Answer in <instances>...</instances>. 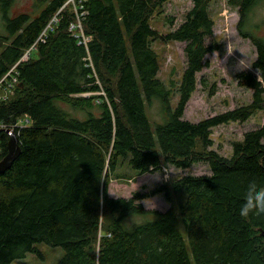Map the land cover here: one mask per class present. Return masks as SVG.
I'll return each mask as SVG.
<instances>
[{"label":"trees","instance_id":"1","mask_svg":"<svg viewBox=\"0 0 264 264\" xmlns=\"http://www.w3.org/2000/svg\"><path fill=\"white\" fill-rule=\"evenodd\" d=\"M67 1L38 0L33 13L12 15L14 0H0L6 28L0 34V77L60 11L55 29L33 49L36 56L19 65L14 93L0 100V160L11 140L3 129L14 130L21 150L0 174V264L28 253L44 257L40 243L63 248L55 264H264V218L237 212L241 183L253 176L264 183V126L234 142L231 157L211 149L214 127L245 122L264 109V33L257 35L258 24L251 26L264 0H229L239 8L240 35L257 50L253 67L260 75L249 69L236 74L238 85L252 89L251 103L198 122L184 113L206 56L220 49L208 42L215 26L212 0H193L185 20L165 34L150 20L167 0H76L91 37L87 44L79 42L80 31L70 29L77 17ZM156 40L186 43L187 64L175 85L158 76ZM101 84L106 99L94 96L89 105L74 106L85 117L60 104ZM153 106L157 118L149 115ZM21 118L27 124H18ZM124 160L141 174L197 162L208 163L212 173L181 175L129 198L110 196V180ZM172 191L185 194L179 209L142 204L158 193L171 201ZM134 216L142 219L128 222Z\"/></svg>","mask_w":264,"mask_h":264},{"label":"rangeland","instance_id":"2","mask_svg":"<svg viewBox=\"0 0 264 264\" xmlns=\"http://www.w3.org/2000/svg\"><path fill=\"white\" fill-rule=\"evenodd\" d=\"M78 1L82 2V0ZM37 3L38 0H14L10 13L12 15L21 12L33 13L35 8H37ZM75 3L76 0H68L66 5L69 6L71 4V7H74L76 6ZM193 5V0H167L162 5L157 6L150 23L159 33H168L179 27V25L185 20L187 12L193 7ZM59 13L60 11L57 12L56 15H59ZM210 13L215 21V26L214 35L208 38V42H217L220 45V49L215 50L206 56L207 64L204 69L197 74V89L193 92L184 113V118L193 122H198L209 116L251 103L253 94L252 89L238 85L236 74L243 69H249L256 74H259V71L253 67V62L257 57L256 47L250 38L241 36L237 29L240 18L238 6L230 3L229 0H212L210 3ZM77 14L82 17V13L79 12ZM171 18H174L173 24L169 22ZM251 24V26L258 24V26L253 27V31L257 35H263V4L254 9L251 15ZM5 33L6 28L0 19V34ZM1 41L5 46V39L1 38ZM185 46L186 43L184 41L164 42L156 40L153 42V48L158 53L161 63V69L158 76L161 80L167 83V85H175L181 80L187 64L184 50ZM29 48L5 74H7L12 67H15V71H19V65L21 62L28 60L32 55L36 56V51H31ZM204 80H206V84L204 83ZM100 86L101 87L98 91L74 95L68 99L70 102L66 101V98L65 102L61 101L60 104L76 116L85 117L84 111L77 110L74 106H87L95 100V98H93L94 96H102L106 99V90L102 84ZM11 95L12 93H9L7 96L10 97ZM78 97L90 98L87 101H81L73 105L72 103L76 99H79ZM153 108L154 109L149 110V115L152 118H157L158 112L155 109V106H153ZM21 123L22 118L18 120V124ZM262 126H264V109L257 111L245 122L232 121L230 123L218 125L212 129L211 137L213 139V145L211 149L217 150L221 155L231 157L234 152L233 143L243 140L246 131ZM197 149H202L201 143H198ZM211 173L212 170L208 163L197 162L186 169L176 168L171 165H163L160 170L141 174L137 173L131 166H129L127 160H124L122 161V164L120 162L113 173L108 193L110 196L114 197L129 198L135 192L151 191L164 182L171 183L173 179L181 175H201ZM118 175L119 177H116ZM184 198V193H176L172 191L171 201L166 200L164 193H158L154 196L143 199L142 204L148 209L165 211L170 208L171 204L174 205L176 209H179V205ZM134 219L141 220L142 218L140 216H134L129 219L128 222H131ZM97 246V244L94 245L95 252H97ZM39 248L44 257H40L35 253H28L25 258L18 259L13 264H55L64 254V250L60 246H51L46 243H40Z\"/></svg>","mask_w":264,"mask_h":264},{"label":"clouds","instance_id":"3","mask_svg":"<svg viewBox=\"0 0 264 264\" xmlns=\"http://www.w3.org/2000/svg\"><path fill=\"white\" fill-rule=\"evenodd\" d=\"M238 196V215L243 218H264V183H260L254 176L249 177L241 183Z\"/></svg>","mask_w":264,"mask_h":264},{"label":"built area","instance_id":"4","mask_svg":"<svg viewBox=\"0 0 264 264\" xmlns=\"http://www.w3.org/2000/svg\"><path fill=\"white\" fill-rule=\"evenodd\" d=\"M75 10H76V15H77V20H76L75 23H72L70 29L71 30L73 29V30H76V31L77 30L80 31L77 36L80 35L82 39L79 42L87 44L88 40L91 37L89 35L87 36L84 33L83 25H82V22H81V17L77 14L79 12H78L76 7H75ZM58 21H59V15L54 16L52 18V20L49 21V23L47 24L46 28L43 30V32L39 36L38 40L35 41V43H33L32 46L29 48V49H31V51L33 49H36L38 41H45L48 33L55 29V26L58 23ZM24 59H25V57H24ZM14 68L15 67H12L7 74H5L3 77L0 78V100L8 98L9 96H7V95L9 93H14L16 87L18 86V84L20 82V80H19V71H15ZM21 124H24V125L27 124V119H25V121L23 123H21ZM0 127H4V126L0 124Z\"/></svg>","mask_w":264,"mask_h":264},{"label":"water","instance_id":"5","mask_svg":"<svg viewBox=\"0 0 264 264\" xmlns=\"http://www.w3.org/2000/svg\"><path fill=\"white\" fill-rule=\"evenodd\" d=\"M3 130L11 135V140L9 142V153L0 160V174L4 173L12 166L13 162L16 160L21 151L18 145V138L14 133V130L10 128ZM262 234L264 235V229H262Z\"/></svg>","mask_w":264,"mask_h":264},{"label":"bare ground","instance_id":"6","mask_svg":"<svg viewBox=\"0 0 264 264\" xmlns=\"http://www.w3.org/2000/svg\"><path fill=\"white\" fill-rule=\"evenodd\" d=\"M18 66V65H17Z\"/></svg>","mask_w":264,"mask_h":264}]
</instances>
